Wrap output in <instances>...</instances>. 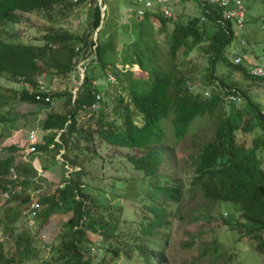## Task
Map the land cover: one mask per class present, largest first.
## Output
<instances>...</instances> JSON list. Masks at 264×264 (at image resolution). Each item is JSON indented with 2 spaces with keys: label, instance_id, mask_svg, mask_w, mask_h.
Instances as JSON below:
<instances>
[{
  "label": "rangeland",
  "instance_id": "rangeland-1",
  "mask_svg": "<svg viewBox=\"0 0 264 264\" xmlns=\"http://www.w3.org/2000/svg\"><path fill=\"white\" fill-rule=\"evenodd\" d=\"M243 2L249 12L245 28L241 36L225 49L226 61L216 63L212 78L209 79L211 52L208 43L200 44L187 55L182 50L179 52L173 61L174 78L176 82L188 80L196 93H207L208 96H219L222 99L225 88L237 90L243 97L235 105H243L246 100L251 101L259 107L264 117V83L247 78L235 69L232 62L233 55L238 53L247 70L250 65H258L264 69V62L260 60L264 58V0ZM104 4L106 10L103 23L91 34L89 24L95 3L65 0L50 11L17 13L20 22L0 25V36L4 42L35 45H42L46 35L83 37L88 42L95 41L100 44L111 41L115 51V68L123 72H135L136 65L121 64L124 55L131 51L132 44L139 37L137 17L129 13V10L134 9L133 0H104ZM159 6L156 4V8ZM200 15L201 11L194 3L178 5L174 9V17L167 19L165 24L159 18L161 15L147 13L143 17L142 34H151L157 54L164 60L167 58L174 25L184 24ZM242 41H245L244 46ZM70 45L74 51L80 47L78 41H71ZM92 52L90 49L85 54V66L88 72H95L97 85L93 86L102 89L99 94L104 102L110 91L108 84L115 83L116 78L113 73H106L95 63ZM134 74L142 78L147 76L145 70L139 69ZM108 75L113 76V82L108 81ZM37 81L49 91L50 106L17 101V93L24 89L21 80H11L8 74L0 76V95L2 102L7 103L5 108L0 105V113L11 107L12 116L17 120L16 126L9 124L7 130L0 124V159L9 156L7 149L14 145L11 143L19 138L20 141L28 140L31 131L37 130L40 137L51 134L50 131L45 134L46 131L42 130L43 122L50 112L63 115L71 109L68 99L77 93L75 89L79 83L76 66L67 75H58L55 70L43 67ZM222 106L228 112L234 105H228L223 100ZM89 116L85 112H79L76 115L77 127L85 129L91 122ZM16 133L17 137L9 141ZM211 133L210 126L199 128L174 146V141L169 139L163 150L165 162L155 182L135 171L129 162V157H139L145 154L144 150L110 146L98 138H93L90 144L82 141L79 145L81 151L71 149V156L74 155L79 160V165L73 168L65 162V151L62 149L49 148L44 152L27 153L18 148L19 152L14 155V168L16 176L24 179L19 195L30 198L52 195L56 188L64 185L70 172L75 173L81 169L78 179L82 187L81 198L85 203L101 208L102 214L112 226L118 220L114 237L105 239L98 233L85 230L90 241L97 245L93 252H86L85 257L94 256L102 264H142L138 254L132 249L135 245V223L142 213L141 207L148 203L145 193L154 184L162 186L178 183L183 188L182 200L166 206L169 218L165 228L158 233L162 241L166 242V264H264V252L256 248L257 243L241 235V228L235 225L239 217L237 206L212 203L204 199L199 190L191 188L197 152L202 143L211 139ZM256 137H264V130L255 128L244 137L246 144L249 146ZM57 141L58 144L61 143L58 137L55 139ZM23 145L28 147V143ZM27 165L30 167L29 173L24 170ZM28 208L29 204L22 200L6 201L0 195V264H6V260L12 261V264H44L54 254L52 246L58 245L61 237L68 233L67 224L72 217V211L65 205H60V210L55 211L48 222L42 225L38 219L31 228L27 226L25 216ZM23 239L32 241L29 256L25 258L16 250V243ZM92 242L88 248L92 246Z\"/></svg>",
  "mask_w": 264,
  "mask_h": 264
},
{
  "label": "trees",
  "instance_id": "trees-1",
  "mask_svg": "<svg viewBox=\"0 0 264 264\" xmlns=\"http://www.w3.org/2000/svg\"><path fill=\"white\" fill-rule=\"evenodd\" d=\"M65 0H0V25L17 24L20 18L17 13L50 11L55 5ZM149 18V17H148ZM161 18V17H159ZM163 24L167 19H160ZM140 26L138 40L132 49L124 55L121 64L136 65L137 70H145L147 76L137 77L133 71H120L114 66L115 51L113 43L105 44L88 42L87 38L67 35H46L42 45L18 44L4 42L0 36V76L8 74L11 80H21L24 89L17 93V101L25 104L50 106L44 95L36 99L39 87L38 77L43 67L56 71L58 75H67L75 69L76 64L85 58L89 47L95 45L94 61L106 73L115 75V83L108 84L109 92L106 101H100L96 111L91 110L97 93L102 92L93 86L97 79L93 70L86 69L82 84L73 100L68 99L70 111L63 115L50 112L43 122L42 130L51 134L45 135L42 144L36 146V152L49 148L65 151V162L72 168L79 162L78 157L71 156L74 149L81 151L82 141L90 144L98 138L107 145L144 150L145 154L129 157L135 171L155 182L159 170L165 162L163 150L169 139L177 144L199 128L211 127L212 136L202 143L193 165L194 177L191 188L199 190L202 197L212 203H229L237 206L239 213L236 227L241 228V235L257 243L256 248L264 252V137H256L248 146L244 137L255 128L264 130V117L259 107L251 101L243 105H234L227 112L219 96H208L188 91L184 81H175L173 61L182 50L187 55L202 43H208L211 52L210 77L218 61L225 62L224 51L234 41L223 29L212 23H200L192 18L184 24L174 25L169 40L167 58L162 60L156 51L151 34L144 31L143 18H137ZM100 26V12L94 7L89 24V33ZM100 31V30H99ZM71 41L80 43L79 52L71 47ZM173 67V69H171ZM235 69L247 78L261 81L264 77H252L242 63ZM19 94V98H18ZM241 99H242V93ZM245 98V97H244ZM0 105L5 108L7 103ZM13 108H6L0 113V124L15 127L17 120L12 116ZM89 114L91 121L87 127L78 128L76 115L79 112ZM7 130V129H6ZM56 131L55 134L52 132ZM169 135H168V133ZM59 133V134H58ZM2 136V135H0ZM58 137L60 144L55 142ZM53 146V147H52ZM9 156L0 159V195L6 190L9 169L15 165L14 155L19 152L15 146L7 149ZM22 152V151H21ZM26 173L30 167H24ZM81 169L70 172L62 187L56 188L52 195L30 198L22 197L20 192L10 200H22L23 203L36 205L37 218L42 225L48 222L51 215L65 205L72 211L68 221V233L64 234L58 245L52 246L54 254L44 264H102L94 256L85 257V253L95 249V242L90 241L85 230L98 233L105 239L114 237L116 224L105 218L101 208L85 203L81 198L82 187L78 183ZM21 182L19 186L21 188ZM24 182V179H23ZM22 182V183H23ZM145 196L148 203L141 207V215L133 231L135 245L133 251L138 254L142 264H166V242L159 236L166 226L169 215L166 206L169 203H180L183 188L178 183L162 186L151 185ZM42 209V212L39 210ZM39 212V213H38ZM27 217V215H25ZM134 223V221H132ZM92 242V246H90ZM31 239L18 240L16 250L22 258L28 257ZM90 243V244H89ZM51 247L49 251L52 250ZM6 264L12 261L6 260Z\"/></svg>",
  "mask_w": 264,
  "mask_h": 264
},
{
  "label": "built area",
  "instance_id": "built-area-1",
  "mask_svg": "<svg viewBox=\"0 0 264 264\" xmlns=\"http://www.w3.org/2000/svg\"><path fill=\"white\" fill-rule=\"evenodd\" d=\"M89 3H95V6L98 7L100 12V26L103 23L102 19L106 10L104 0H85ZM194 3L199 7L201 11V15L197 17L200 23H212L218 25L225 34L229 37H232L234 40L241 36L243 29L245 28L246 19L248 16V10L243 2V0H133L134 9L129 10L133 16L139 18H143L147 13L148 15H161V18L164 19H172L174 17V9L180 4H188ZM156 4L160 5L159 8H156ZM262 29L264 30V25H262ZM94 43H96L94 41ZM245 45V41H242V46ZM95 45L89 47L88 51L91 49L93 52L95 51ZM76 53L79 52V48H76ZM92 52V53H93ZM94 57V56H93ZM86 58V57H85ZM82 58L77 64L76 69L78 72L79 83L78 87L82 84L85 72H86V59ZM264 62V58L260 59ZM234 65H238L242 63V58L238 53L233 55L232 60ZM135 70H137V66H135ZM133 70V69H130ZM249 74L252 77L262 78L264 77V69L258 65H250L248 70ZM108 81L113 82V76H107ZM93 85H97V82L93 81ZM183 86L188 90L192 91V84L186 80L183 83ZM78 87L75 89L77 92ZM28 92L35 93L36 99H41L40 95H44V100L49 101V91L45 89L39 83V87L36 91L28 89ZM223 100L226 104H236L241 100V94L239 91L234 89H224L223 90ZM76 97V93L73 96V100ZM19 98V94H18ZM101 101V96L99 93L95 96V102L91 106V110L96 111L99 107V103ZM40 135L38 131H31L29 133L28 139V150L27 153H34L37 145L41 143ZM58 142V141H57ZM59 143V142H58ZM59 159L64 162L60 157ZM68 165V164H67ZM68 169V166H67ZM9 182H13V185L8 184L6 186V190L2 193V198L5 200L11 199V197L17 194L20 190L19 182L23 181V178H19L16 176L14 166L9 169V174L7 177ZM27 215V226L30 228L35 225L37 218L36 205L32 204ZM50 249V247L48 248ZM94 249H92V252Z\"/></svg>",
  "mask_w": 264,
  "mask_h": 264
},
{
  "label": "crops",
  "instance_id": "crops-1",
  "mask_svg": "<svg viewBox=\"0 0 264 264\" xmlns=\"http://www.w3.org/2000/svg\"><path fill=\"white\" fill-rule=\"evenodd\" d=\"M2 128H4L5 126H1ZM13 131H15V130H13ZM42 130H40V132H41ZM42 133H43V131H42ZM48 132L46 131V133L45 134H47ZM44 134V133H43ZM17 135H18V133H16L12 138H9V141H12L14 138H16L17 137ZM44 135H41V143L40 144H42L43 143V139H44V137H43ZM19 139H21V138H19ZM17 140L16 142H13V143H11V144H14L13 146H16L17 148H22V152H24V151H27L28 150V147L26 148L25 146L27 145H23V143H28V140H24V139H22L21 141L20 140ZM18 142V143H17Z\"/></svg>",
  "mask_w": 264,
  "mask_h": 264
}]
</instances>
